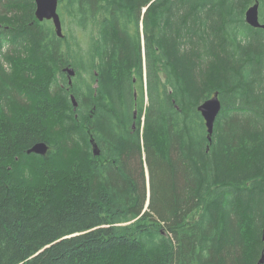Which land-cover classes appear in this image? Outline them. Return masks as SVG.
<instances>
[{"label":"trees","instance_id":"16d2710c","mask_svg":"<svg viewBox=\"0 0 264 264\" xmlns=\"http://www.w3.org/2000/svg\"><path fill=\"white\" fill-rule=\"evenodd\" d=\"M22 1L0 0V51L33 52L0 61V264H257L256 0H59L62 36ZM215 91L209 139L197 107ZM39 141L46 154L27 153Z\"/></svg>","mask_w":264,"mask_h":264},{"label":"water","instance_id":"95a60500","mask_svg":"<svg viewBox=\"0 0 264 264\" xmlns=\"http://www.w3.org/2000/svg\"><path fill=\"white\" fill-rule=\"evenodd\" d=\"M58 1L59 0H34L35 2L34 14H35L36 19L39 21H42L44 19L51 20L54 25L57 35L62 36L63 33H62L61 20L57 12ZM245 21L247 22V24H249L250 26L254 28H264V24L261 23L259 20V3L257 0L246 9ZM1 28H2V25L0 24V31H1ZM63 70L68 74L67 76L68 82L69 84H71L72 77L75 74L74 69L72 67H65ZM70 98H71L73 107L76 108L77 101L75 97L73 95H70ZM197 109L205 121V125H206L207 132H208V137L209 139H211V135L213 133L216 118L222 109V104H221V100L219 98L218 92L215 91L211 97L201 102L198 105ZM90 141L92 145L93 154L98 155L99 154L98 146L96 145V143L93 142L92 139ZM47 151H48V145L43 141H39L33 144L27 150V153L45 155ZM257 264H264V247L257 261Z\"/></svg>","mask_w":264,"mask_h":264},{"label":"rangeland","instance_id":"374dc122","mask_svg":"<svg viewBox=\"0 0 264 264\" xmlns=\"http://www.w3.org/2000/svg\"><path fill=\"white\" fill-rule=\"evenodd\" d=\"M20 3V2H19ZM27 5V1L24 0L22 1V3H20L17 7H15L17 10H23L25 8V6ZM6 7L4 6H0V13H3L5 11ZM11 12V11H9ZM15 11L13 10V12H11V14L7 15L6 17H8V19L13 20L14 18V13ZM16 14V13H15ZM49 21V20H48ZM260 21H263L262 17L260 18ZM54 26V25H53ZM55 29V28H54ZM12 47L11 44H7L5 43V46L2 47V51H0V61L2 63L3 68H5L7 71H10L11 67L13 65H11V62L13 60H15L16 62H25L28 60H31L32 58V54L33 52L30 50L25 49L23 46L21 48V46H19L20 49H17L15 52L10 53L9 49ZM9 56H11V61L8 62V60H10ZM19 60V61H18ZM66 75L68 76V74L66 73ZM77 107V106H76ZM262 126V125H261ZM260 126V128H261ZM252 140L249 141L250 145H251ZM264 158L261 159V161L257 164V165H252L253 168H257L260 166V163L263 161ZM247 162L249 161L248 159L246 160ZM249 165H251V162L249 161L248 163ZM251 166L248 167V170H251L253 168L250 169Z\"/></svg>","mask_w":264,"mask_h":264},{"label":"bare ground","instance_id":"6f19581e","mask_svg":"<svg viewBox=\"0 0 264 264\" xmlns=\"http://www.w3.org/2000/svg\"><path fill=\"white\" fill-rule=\"evenodd\" d=\"M48 20V19H47ZM164 25V24H163ZM73 27V26H72ZM73 32V31H72Z\"/></svg>","mask_w":264,"mask_h":264}]
</instances>
